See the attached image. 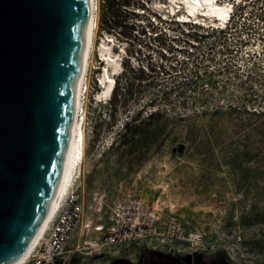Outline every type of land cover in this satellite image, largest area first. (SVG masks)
Instances as JSON below:
<instances>
[{"label": "rangeland", "instance_id": "rangeland-1", "mask_svg": "<svg viewBox=\"0 0 264 264\" xmlns=\"http://www.w3.org/2000/svg\"><path fill=\"white\" fill-rule=\"evenodd\" d=\"M226 1L222 24L184 16L175 0H99L85 157L73 183L91 226L105 223L116 198L137 196L159 221L174 217L202 234V251L182 252L192 263L264 264V0ZM167 247L131 245L69 264H144L152 250L177 253Z\"/></svg>", "mask_w": 264, "mask_h": 264}, {"label": "water", "instance_id": "water-1", "mask_svg": "<svg viewBox=\"0 0 264 264\" xmlns=\"http://www.w3.org/2000/svg\"><path fill=\"white\" fill-rule=\"evenodd\" d=\"M87 25L88 0H0V264L18 263L49 209ZM191 257L152 250L144 264H208Z\"/></svg>", "mask_w": 264, "mask_h": 264}, {"label": "built area", "instance_id": "built-area-1", "mask_svg": "<svg viewBox=\"0 0 264 264\" xmlns=\"http://www.w3.org/2000/svg\"><path fill=\"white\" fill-rule=\"evenodd\" d=\"M83 215V198L73 183L63 198L59 217L49 222L25 264H69L75 257H92L120 246L140 248L155 241H166L167 249L177 253L204 249L199 231L185 228L174 217L159 221L152 204L137 196L116 198L105 223L91 226ZM91 227L100 236L89 235Z\"/></svg>", "mask_w": 264, "mask_h": 264}, {"label": "bare ground", "instance_id": "bare-ground-1", "mask_svg": "<svg viewBox=\"0 0 264 264\" xmlns=\"http://www.w3.org/2000/svg\"><path fill=\"white\" fill-rule=\"evenodd\" d=\"M175 2L181 6V9H183V12L185 14L184 16L190 17L191 15H195L198 18L209 17L213 18V21L215 22L219 20L222 24L226 21L227 18H230L231 16L230 9H232V5L226 0H175ZM98 12L99 0H88V25L82 49L80 67L76 80L75 98L73 103L68 147L65 153L59 181L52 195L50 206L45 217L41 221L39 228L28 248L26 249L24 256L18 261L17 264L26 263L30 251L33 249L36 242L45 232L49 222H55V220L59 217L63 198L67 191L71 189L75 178L79 177L80 169L82 167V164L84 163L86 143V98L89 86V75L95 48L94 40L98 26ZM215 16H217V18ZM83 94H85L84 103L82 102ZM80 112L83 115L82 118L79 117Z\"/></svg>", "mask_w": 264, "mask_h": 264}, {"label": "trees", "instance_id": "trees-1", "mask_svg": "<svg viewBox=\"0 0 264 264\" xmlns=\"http://www.w3.org/2000/svg\"><path fill=\"white\" fill-rule=\"evenodd\" d=\"M103 3H106L108 0H101ZM120 1V0H119ZM123 3H124V5H129L130 4V0H121ZM113 4H111V6H112ZM99 26L100 27H102V30L103 31H109V28H108V22L105 20V18L101 15V18H100V22H99ZM123 27H125V26H121V24H120V30L119 31H121L122 32V28ZM131 31H129V33H130ZM111 78V76H106V75H102V77L100 78V84H102V85H105V83H106V81L108 80V79H110ZM115 83H116V80H115ZM115 88H116V85L114 84V86H113V90H112V92H115L114 93V96H118V95H120L118 92H116L115 91ZM140 112H137L136 113V115H135V118H141L140 117ZM155 116V113L154 112H150L147 116H146V118H144L145 120H147V121H149V120H151L153 117ZM130 127V122H125L124 123V130L126 131L128 128ZM124 135H125V133H124Z\"/></svg>", "mask_w": 264, "mask_h": 264}, {"label": "flooded vegetation", "instance_id": "flooded-vegetation-1", "mask_svg": "<svg viewBox=\"0 0 264 264\" xmlns=\"http://www.w3.org/2000/svg\"><path fill=\"white\" fill-rule=\"evenodd\" d=\"M213 261V260H212ZM213 264H215L214 262H212Z\"/></svg>", "mask_w": 264, "mask_h": 264}]
</instances>
